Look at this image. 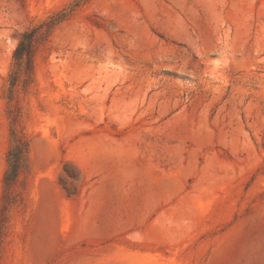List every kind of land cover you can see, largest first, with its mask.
Masks as SVG:
<instances>
[{"label":"rangeland","instance_id":"374dc122","mask_svg":"<svg viewBox=\"0 0 264 264\" xmlns=\"http://www.w3.org/2000/svg\"><path fill=\"white\" fill-rule=\"evenodd\" d=\"M0 264H264V0H0Z\"/></svg>","mask_w":264,"mask_h":264},{"label":"trees","instance_id":"16d2710c","mask_svg":"<svg viewBox=\"0 0 264 264\" xmlns=\"http://www.w3.org/2000/svg\"><path fill=\"white\" fill-rule=\"evenodd\" d=\"M67 14L51 18L48 22L32 26L21 35L13 53L15 70L9 75L8 99L12 101L14 89L18 84V69H24L30 77L33 76V57L36 44L48 40L52 30L60 24ZM29 142L19 138L14 130L11 133V148L8 154L9 169L6 174V184H14L21 171L28 167Z\"/></svg>","mask_w":264,"mask_h":264},{"label":"bare ground","instance_id":"6f19581e","mask_svg":"<svg viewBox=\"0 0 264 264\" xmlns=\"http://www.w3.org/2000/svg\"><path fill=\"white\" fill-rule=\"evenodd\" d=\"M200 0H192V4H197L198 2H199ZM178 5H179V7L180 8H182L184 11H185V7H186V3H184V2H178ZM155 8V7H154ZM162 11V9H160L157 13H159V12H161ZM156 12V11H155ZM153 13H154V11H153Z\"/></svg>","mask_w":264,"mask_h":264}]
</instances>
